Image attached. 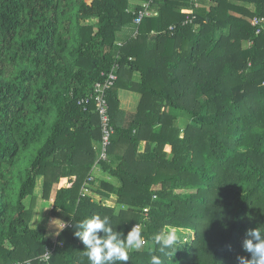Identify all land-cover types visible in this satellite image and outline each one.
Wrapping results in <instances>:
<instances>
[{
    "label": "trees",
    "instance_id": "16d2710c",
    "mask_svg": "<svg viewBox=\"0 0 264 264\" xmlns=\"http://www.w3.org/2000/svg\"><path fill=\"white\" fill-rule=\"evenodd\" d=\"M205 11L195 0H0V264H89L74 232L94 214L125 236L145 225L127 264L251 259L242 241L264 224V0ZM110 73L115 134L98 168L112 181L97 184L95 86ZM122 91L138 96L135 112ZM47 218L71 227L45 263ZM165 225L181 237L170 255L152 239Z\"/></svg>",
    "mask_w": 264,
    "mask_h": 264
},
{
    "label": "clouds",
    "instance_id": "9594fccd",
    "mask_svg": "<svg viewBox=\"0 0 264 264\" xmlns=\"http://www.w3.org/2000/svg\"><path fill=\"white\" fill-rule=\"evenodd\" d=\"M55 221L51 223L54 224ZM65 224L70 223L62 222L61 228ZM75 227L77 230L74 236L85 245L82 254L87 257L89 264H127L129 252L139 251L145 245L143 235L145 225L141 223H136L127 236L112 226L108 215L94 214L75 224ZM152 239L158 246L159 252L166 255H170V251L166 252V250H175L181 242L178 229L169 225L160 228ZM242 248L251 255V259L237 256L236 264H264V224L246 232ZM151 264H163V261L159 255H152Z\"/></svg>",
    "mask_w": 264,
    "mask_h": 264
},
{
    "label": "built area",
    "instance_id": "2783aa9c",
    "mask_svg": "<svg viewBox=\"0 0 264 264\" xmlns=\"http://www.w3.org/2000/svg\"><path fill=\"white\" fill-rule=\"evenodd\" d=\"M144 16H145L144 13H140V16L136 20V24H140ZM254 25L255 26L259 25V21L257 19L254 21ZM116 80H117V77L113 73H110L109 78L106 80L105 83H97L95 86L96 92L98 94L96 99L101 103L99 110H100V115L103 121V129H102V139L99 145L97 146V154L99 155V159L97 160V164L94 168L93 174H96V172L99 170L98 168L99 162L108 160L109 149L112 144V138L115 134V129L109 124L110 117L107 113V109L105 105L106 102L104 101L103 97H104L105 92H107L110 88H112L115 85ZM94 179H95L94 176L91 175L88 179V183H90V181H94ZM89 185L90 184L85 185V188L83 190V196H87L88 193H90L89 190L87 189ZM145 212H147V210H145ZM64 227L65 228L71 227V225L70 224L62 225V229H65ZM54 244H55L54 247L47 249L44 255L39 259L41 262L48 263L56 251L57 244L62 245L61 243H59L58 239L54 240ZM32 262L33 261L14 262L12 264H32Z\"/></svg>",
    "mask_w": 264,
    "mask_h": 264
},
{
    "label": "rangeland",
    "instance_id": "374dc122",
    "mask_svg": "<svg viewBox=\"0 0 264 264\" xmlns=\"http://www.w3.org/2000/svg\"><path fill=\"white\" fill-rule=\"evenodd\" d=\"M200 6H201V11L202 12H206L205 11V9L206 8H209V0H195ZM254 20V19H253ZM185 123H186V120H183ZM180 125H182V124H180ZM96 174H98V183L97 184H100V182L101 181H112L110 178H109V176L108 175H106L105 173H100V171L98 170L97 172H96ZM41 187H40V185L38 186V188L37 189H40ZM40 190H38V195L40 196ZM89 192L90 193H88V195H90L91 194V190H89ZM92 194L94 195V196H97V193L95 192V190H93V192H92ZM91 194V195H92ZM90 195V196H91ZM111 201H109V202H113V203H115L116 202V198L113 196L111 199H110ZM50 209H52V205L49 207V208H47V210H48V217L50 218V216L52 215V214H50ZM37 213H38V211L40 210V202H38V204H37ZM50 215V216H49ZM49 218H47L46 219V222H47V237L48 238H50V239H52L53 241L54 240H56V239H58V237L60 236V234L62 233V228H61V224H62V221H55V220H57V219H54V220H51V221H49ZM52 221H55L54 222V224H52L51 222ZM57 234V235H56ZM188 241V239H185L184 240V242L186 243Z\"/></svg>",
    "mask_w": 264,
    "mask_h": 264
},
{
    "label": "crops",
    "instance_id": "0c3cea01",
    "mask_svg": "<svg viewBox=\"0 0 264 264\" xmlns=\"http://www.w3.org/2000/svg\"><path fill=\"white\" fill-rule=\"evenodd\" d=\"M122 109L128 114L135 112L138 105V96L126 91L121 92Z\"/></svg>",
    "mask_w": 264,
    "mask_h": 264
},
{
    "label": "bare ground",
    "instance_id": "6f19581e",
    "mask_svg": "<svg viewBox=\"0 0 264 264\" xmlns=\"http://www.w3.org/2000/svg\"><path fill=\"white\" fill-rule=\"evenodd\" d=\"M255 20H256V19H254V20L252 21V25H253L254 27H257L258 25H257V26L254 25V21H255ZM258 31H259V30H258ZM258 31H257V35L261 34V31H260V32H258Z\"/></svg>",
    "mask_w": 264,
    "mask_h": 264
}]
</instances>
